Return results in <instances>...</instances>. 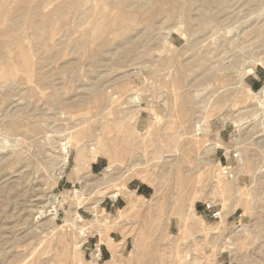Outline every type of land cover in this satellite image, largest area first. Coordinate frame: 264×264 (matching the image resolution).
Listing matches in <instances>:
<instances>
[{
    "label": "rangeland",
    "instance_id": "obj_1",
    "mask_svg": "<svg viewBox=\"0 0 264 264\" xmlns=\"http://www.w3.org/2000/svg\"><path fill=\"white\" fill-rule=\"evenodd\" d=\"M263 88L264 0H0V264H264Z\"/></svg>",
    "mask_w": 264,
    "mask_h": 264
},
{
    "label": "crops",
    "instance_id": "obj_2",
    "mask_svg": "<svg viewBox=\"0 0 264 264\" xmlns=\"http://www.w3.org/2000/svg\"><path fill=\"white\" fill-rule=\"evenodd\" d=\"M255 73V72H254ZM98 158L99 157H97V158H95V159H93V160H91L92 162H96L97 160H98ZM77 172H80V170H82L80 167H76V169H75ZM82 182V181H81ZM140 189V187H138L137 189H135L133 192H135V193H138V190ZM142 191H144V189H142ZM146 192V191H145ZM129 195H130V201H129V204L136 198H140V197H134L135 195H134V193H129ZM138 196H141V197H144L145 195H144V193H138ZM118 197V196H117ZM117 197H114V196H110V198H117ZM124 198H121V202L122 203H124L125 201L123 200ZM118 200H116V201H113V207H116V205L118 204V202H117ZM117 206H119V205H117ZM122 211V210H121ZM111 240H112V243L114 244V249L117 247V245H121V242H119V243H117L116 242V239L115 238H111ZM97 243H101L102 244V248H101V258H100V260L99 261H103V256H115L114 255V253L112 252V247L108 244V242L106 243V242H103V240H102V237L99 235V234H96V235H94L93 237H92V239L90 240V242H89V246L92 248L95 244H97ZM113 249V250H114Z\"/></svg>",
    "mask_w": 264,
    "mask_h": 264
},
{
    "label": "built area",
    "instance_id": "obj_3",
    "mask_svg": "<svg viewBox=\"0 0 264 264\" xmlns=\"http://www.w3.org/2000/svg\"><path fill=\"white\" fill-rule=\"evenodd\" d=\"M235 158L237 156L235 155ZM204 211L207 213L208 217L215 222H221L222 221V210L219 209L214 203L206 202L204 203ZM90 232H88L89 235ZM90 236L86 238V241L84 242L83 246H86L89 244ZM101 248L102 244L97 243L92 248H87L89 251V256H96L97 259L100 260L101 258Z\"/></svg>",
    "mask_w": 264,
    "mask_h": 264
},
{
    "label": "bare ground",
    "instance_id": "obj_4",
    "mask_svg": "<svg viewBox=\"0 0 264 264\" xmlns=\"http://www.w3.org/2000/svg\"><path fill=\"white\" fill-rule=\"evenodd\" d=\"M23 60V59H22ZM23 66H24V64H23ZM245 74H248V75H250V74H254V69H249ZM259 95H264V88L260 91V93L259 92H254L253 93V96H254V98H260L259 97ZM263 101V100H262ZM260 105H262V103H260L259 102V106ZM68 144L67 143H65L64 145H63V151H64V154L65 155H68ZM67 160H68V158H67V156H66V158H65V161L67 162ZM77 194V193H76ZM114 197H116V194L115 195H113ZM81 221V220H80ZM82 233H85V234H83L82 235V239L84 240V238L86 239L87 237H88V230H87V228H85V229H83V231H82ZM86 241V240H85ZM85 241H83V244H84V242ZM225 251V249L223 250V252Z\"/></svg>",
    "mask_w": 264,
    "mask_h": 264
}]
</instances>
